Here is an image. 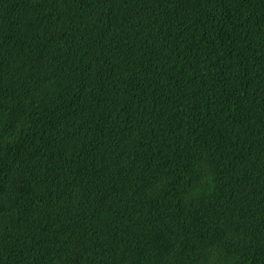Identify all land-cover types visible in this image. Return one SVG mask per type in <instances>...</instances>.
I'll list each match as a JSON object with an SVG mask.
<instances>
[{
  "label": "trees",
  "instance_id": "trees-1",
  "mask_svg": "<svg viewBox=\"0 0 264 264\" xmlns=\"http://www.w3.org/2000/svg\"><path fill=\"white\" fill-rule=\"evenodd\" d=\"M0 264H264V0H0Z\"/></svg>",
  "mask_w": 264,
  "mask_h": 264
}]
</instances>
